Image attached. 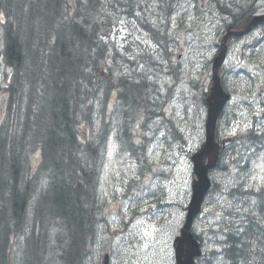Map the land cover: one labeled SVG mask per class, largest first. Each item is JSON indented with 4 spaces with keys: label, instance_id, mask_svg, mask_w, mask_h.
<instances>
[{
    "label": "rangeland",
    "instance_id": "1",
    "mask_svg": "<svg viewBox=\"0 0 264 264\" xmlns=\"http://www.w3.org/2000/svg\"><path fill=\"white\" fill-rule=\"evenodd\" d=\"M119 1L110 0L109 3L117 10V14L112 15L109 30L112 48L121 55L129 51L127 54L147 83L144 90L155 89L156 97L146 105L148 119L140 116L134 127L127 128L126 133L129 136L134 133L135 138L124 136L121 125L129 123L130 119L126 114L122 116L126 113L123 104L119 109L118 105L113 106L118 110H111L112 116L106 121L108 129H102L111 140L95 197V201L98 200L93 218L99 221L94 225L95 235L86 243L82 264H102L106 255L107 264H174L171 245L182 227L190 198V185L194 179L191 155L204 143L205 101L208 94L215 96L213 77L221 80L231 96L224 110L226 114L216 115L215 121L229 126L239 120L238 116L233 119L237 114L250 119L253 113H259L264 105V38L261 42H244L240 46L231 37L222 42L224 35L231 31L230 15L247 7L251 0H142L145 19L138 13L129 17V5L135 3L134 0ZM252 1L261 7L262 2ZM246 26H240L239 31ZM160 35L166 40L159 41ZM259 35V32H252L245 39H256ZM223 47L224 60L214 73L213 61ZM250 59L251 64H247ZM120 65L121 71L114 67V78L119 74L130 77L127 64L121 61ZM226 69L229 70L225 72ZM7 78L8 74L0 66V109L3 110L5 93L2 84ZM140 80L135 77V84ZM111 102H115V96ZM10 120L0 128L4 130ZM248 123L253 124L252 121ZM222 131L217 127L216 133L225 135ZM229 144L236 146L230 152L235 170L221 164L209 173L218 190L204 200L193 230L204 239L203 260L206 264L222 262V254L213 257L211 253L221 252L223 246L216 241L224 240L230 233L228 228L220 230L224 213L264 222V149L252 155L258 141L248 135L246 142L243 134L241 139H233ZM27 158L24 170L32 173L41 157L39 152H30ZM247 160L249 165L245 166ZM36 191H42V183H38ZM222 192L227 195L223 196ZM235 207L238 209L234 210ZM45 209L41 201L40 211ZM45 221L46 217L43 230L48 226ZM251 224L249 233L257 231L254 221ZM212 229L216 234L211 233ZM236 230L240 228L237 226ZM60 233L63 236L61 241L54 240L55 248L66 243L62 229ZM241 240L242 244L235 245L239 251L238 261H242L239 255L243 251L250 260L248 262L264 263V235L255 236V242L251 244L253 249L249 245L245 247L244 243L249 241ZM50 241L51 238H46V243ZM28 249L32 251L31 242ZM50 258V254H46L45 260L50 261Z\"/></svg>",
    "mask_w": 264,
    "mask_h": 264
},
{
    "label": "trees",
    "instance_id": "2",
    "mask_svg": "<svg viewBox=\"0 0 264 264\" xmlns=\"http://www.w3.org/2000/svg\"><path fill=\"white\" fill-rule=\"evenodd\" d=\"M136 1L129 5L134 12L129 17L138 13L145 19L142 0ZM109 3L0 0L1 68L11 72L9 83L2 84L5 103L0 127L12 120L4 130L0 128V189L2 184L7 193L5 198L0 192V264H82L86 243L99 221L93 213L104 168L105 122L121 104L126 109L122 116L131 121L140 116L148 119L146 105L155 97V89L144 90L147 83L129 51L121 55L112 48L109 30L117 10ZM160 40L165 36L160 35ZM121 61L130 77L114 78L115 69L122 70ZM135 77L141 78L139 84ZM30 152L41 157L31 174L24 170ZM38 183H42L39 193ZM45 217L48 226L43 230ZM61 229L66 243L55 248L54 240L63 236ZM247 233L261 235L259 230L247 229ZM46 238L51 241L46 243ZM38 240L43 245H36ZM234 244L230 239L227 247L233 249ZM244 244L253 249L250 242ZM238 254L230 251L233 264H255L243 251L240 263Z\"/></svg>",
    "mask_w": 264,
    "mask_h": 264
},
{
    "label": "water",
    "instance_id": "3",
    "mask_svg": "<svg viewBox=\"0 0 264 264\" xmlns=\"http://www.w3.org/2000/svg\"><path fill=\"white\" fill-rule=\"evenodd\" d=\"M253 26V23L250 24L246 30L238 33L237 35H241L246 33L250 27ZM224 57V51L221 52L220 56L215 60L214 62V72H216V69L218 68L219 64L223 60ZM213 91L215 92V96L213 97V104L215 112L217 111L218 107L220 106L218 103L221 99L220 94V87L219 83L216 77H214V88ZM208 121H210L209 126L206 127L207 130V136H206V143L204 145V149L200 152L199 155L193 158V165H194V173L198 177V182L194 183L192 185V197L187 209V216L185 219V225L183 227V230L181 231V237L178 238L175 241L174 249L176 251L177 257H179V252L181 251L183 253L184 244H186V254H185V261H178V264H193L192 259L196 256H199V250H198V244L194 240H192L191 235L189 234V229L192 225V221L195 218V216L200 212V206L203 200V197L208 190L210 184L206 177L207 170L211 169L214 165L212 160L214 161L216 159V149L217 145L213 142V136H212V127L214 124V118L212 119L211 115L208 117ZM214 151V153H213ZM212 155V159H209V163L207 166L203 167L201 166V161L203 158H206L208 156ZM182 255V254H181Z\"/></svg>",
    "mask_w": 264,
    "mask_h": 264
},
{
    "label": "flooded vegetation",
    "instance_id": "4",
    "mask_svg": "<svg viewBox=\"0 0 264 264\" xmlns=\"http://www.w3.org/2000/svg\"><path fill=\"white\" fill-rule=\"evenodd\" d=\"M262 2L261 3V7H259V5L257 3H254L252 0L250 2V4L245 7L244 9H241L240 11H236L233 14L230 15L231 17V23L232 25L229 26L231 31H237L239 30V27L242 25H247L250 24L251 22H254L255 19H261L258 22V26L253 28V32H259V37L256 39H251V40H246L245 37L243 38H233L236 43L238 44V46H240L241 44H243L244 42H250V43H254L253 41H257V42H261L262 39L264 37H260V36H264V0H257ZM251 60V59H250ZM243 104H246V102H242ZM264 108H262L263 110ZM226 113L224 112V115ZM241 120V121H240ZM252 121L253 124L248 123ZM250 125V127L245 129V125ZM227 131L225 135H222V139H220V147H221V153H223L225 156H230V152L232 149L236 148L235 145L233 144H229L230 141H232L233 139L239 140L241 139V136L243 134V139L244 141L247 142V136H252L254 138L257 139L258 144L257 147L259 148H263L264 147V115L263 116H259V113H253L252 116L250 117V119H248L247 116L240 118L238 121L236 122H232L231 125L227 126ZM233 130H235V134H233ZM261 140V142H259ZM242 151H245L244 149ZM235 226H237V222L235 224ZM220 228L222 229V231L226 228L225 224H223L222 226H220ZM241 232L239 230L235 231V243H240V240L237 238L238 235H240ZM226 243H227V239H226ZM237 246L235 248V250L232 249V247H227V255L226 257H228L229 259H232L231 256L229 255L230 251L232 253L237 252ZM229 251V253H228Z\"/></svg>",
    "mask_w": 264,
    "mask_h": 264
},
{
    "label": "snow or ice",
    "instance_id": "5",
    "mask_svg": "<svg viewBox=\"0 0 264 264\" xmlns=\"http://www.w3.org/2000/svg\"><path fill=\"white\" fill-rule=\"evenodd\" d=\"M248 127H250V125H247V124H246V125H245V129L248 128ZM233 134H235V130H233ZM190 150H191V149H190ZM145 235H147V233H145ZM144 246L147 247L148 245L145 244Z\"/></svg>",
    "mask_w": 264,
    "mask_h": 264
},
{
    "label": "bare ground",
    "instance_id": "6",
    "mask_svg": "<svg viewBox=\"0 0 264 264\" xmlns=\"http://www.w3.org/2000/svg\"><path fill=\"white\" fill-rule=\"evenodd\" d=\"M184 27V26H183ZM213 153H214V151H213ZM53 193V192H52ZM53 195V194H52ZM55 195V194H54ZM65 205V204H64ZM29 210V209H28Z\"/></svg>",
    "mask_w": 264,
    "mask_h": 264
}]
</instances>
